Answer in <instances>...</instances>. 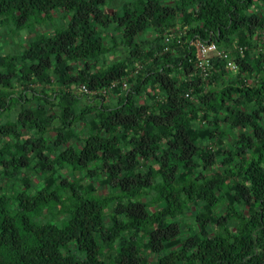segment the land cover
Here are the masks:
<instances>
[{"label": "trees", "instance_id": "obj_1", "mask_svg": "<svg viewBox=\"0 0 264 264\" xmlns=\"http://www.w3.org/2000/svg\"><path fill=\"white\" fill-rule=\"evenodd\" d=\"M0 28V264H264V0H0Z\"/></svg>", "mask_w": 264, "mask_h": 264}, {"label": "built area", "instance_id": "obj_2", "mask_svg": "<svg viewBox=\"0 0 264 264\" xmlns=\"http://www.w3.org/2000/svg\"><path fill=\"white\" fill-rule=\"evenodd\" d=\"M179 29H172L171 33H165L164 35V40L169 41L170 39H175L176 43H181V39L178 38V35H181L180 32H178ZM180 31V30H179ZM177 33V34H176ZM197 48H198V55L199 59L197 61V67L201 71H205L207 67L210 66L212 59L214 58H224L226 59V64L229 67L230 70L234 71L236 69V63L230 58V52L227 51L225 48L219 46L217 42L211 41V42H197ZM167 49V48H166ZM242 47H239V51L242 52ZM141 68V65L138 66ZM120 82H115L113 81L110 83L107 87H103L100 92L101 94H105L107 97L110 90L116 85L119 84ZM80 88L84 92L88 93H97L99 91L95 89H88L84 84L80 85ZM122 88H126V82H122Z\"/></svg>", "mask_w": 264, "mask_h": 264}, {"label": "rangeland", "instance_id": "obj_3", "mask_svg": "<svg viewBox=\"0 0 264 264\" xmlns=\"http://www.w3.org/2000/svg\"><path fill=\"white\" fill-rule=\"evenodd\" d=\"M38 29H41L43 31V33L45 34H50L52 32V28L49 24H45V26H41V27H37ZM5 29L7 30L8 28L5 27ZM5 29L0 28V55L4 52V53H8V52H13L14 50H18L20 45L24 42H22L21 37L20 36H15L14 40L12 38V34L9 32H6ZM26 35L27 38H32L34 37L33 35H29L24 31L22 33L21 36ZM115 57H118V55H116ZM76 69H79L81 66H79L78 63H74ZM74 87V86H72ZM147 90H150V88H148ZM48 135L53 138V133H48ZM228 142L231 143L229 140L232 139V137H227ZM12 142H14V139H12ZM39 177H37V175L35 174H31V179L36 183ZM106 191V189H105Z\"/></svg>", "mask_w": 264, "mask_h": 264}]
</instances>
